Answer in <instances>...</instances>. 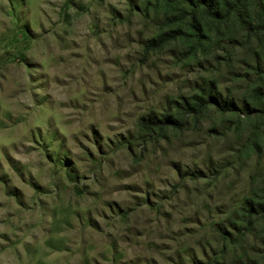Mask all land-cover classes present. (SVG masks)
I'll return each instance as SVG.
<instances>
[{
  "label": "rangeland",
  "instance_id": "rangeland-1",
  "mask_svg": "<svg viewBox=\"0 0 264 264\" xmlns=\"http://www.w3.org/2000/svg\"><path fill=\"white\" fill-rule=\"evenodd\" d=\"M174 12L0 0V264H264V217L244 216L264 202V133L244 145L259 124L242 106L254 53L228 34L145 51L161 30L188 31ZM207 81L237 109L141 127Z\"/></svg>",
  "mask_w": 264,
  "mask_h": 264
},
{
  "label": "trees",
  "instance_id": "trees-1",
  "mask_svg": "<svg viewBox=\"0 0 264 264\" xmlns=\"http://www.w3.org/2000/svg\"><path fill=\"white\" fill-rule=\"evenodd\" d=\"M163 2L167 7L176 11L167 20L172 23L186 20L188 31L180 25L174 29L161 30L157 35L145 41L144 49L147 52L156 50L169 40L178 37H190L199 45L204 38L210 40L212 34L215 36L228 34L229 42L240 39L243 46L250 43V50L255 56L252 68L258 76V84L251 91V101L243 103L242 106L245 108L246 117H256L255 119L259 122V124L255 123L248 136V141L244 144L245 146L252 145L254 143L252 137L256 134V130L264 133V120H260L264 118V68L262 67V61H264V0H163ZM251 10L255 15L251 14ZM229 25L234 28L229 29ZM251 42L254 43L253 47ZM174 103L175 114L163 113L160 117L155 115L143 117L141 127L148 133L153 131L161 133L167 127L181 129L187 122L186 116L197 118L209 106H214L223 113L237 109L234 101L223 96L213 81L199 85L198 92L189 98L182 97L180 101ZM262 191L264 194V181ZM244 208L246 217L252 218L254 213L264 217V202H246ZM220 230L226 233V228Z\"/></svg>",
  "mask_w": 264,
  "mask_h": 264
}]
</instances>
